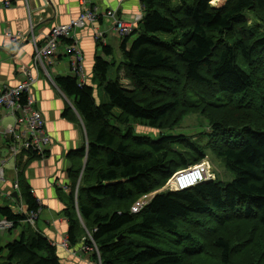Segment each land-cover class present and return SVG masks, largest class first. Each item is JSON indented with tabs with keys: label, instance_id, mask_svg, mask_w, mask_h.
Masks as SVG:
<instances>
[{
	"label": "trees",
	"instance_id": "16d2710c",
	"mask_svg": "<svg viewBox=\"0 0 264 264\" xmlns=\"http://www.w3.org/2000/svg\"><path fill=\"white\" fill-rule=\"evenodd\" d=\"M214 1L143 0L142 21L122 37L116 77L114 63L96 58L93 80L108 102L97 104L95 88L73 73L56 79L86 132L68 157L69 229L60 243L68 252L88 246L93 264H264V0ZM192 115L204 119L202 131L177 134ZM132 122L158 138L135 135ZM31 155L17 162L21 213L0 207V221L23 228L0 246V264H63L57 244L30 229L38 221L24 223L43 209L25 176ZM209 156L233 181L165 190ZM141 200L149 204L136 214Z\"/></svg>",
	"mask_w": 264,
	"mask_h": 264
},
{
	"label": "crops",
	"instance_id": "0c3cea01",
	"mask_svg": "<svg viewBox=\"0 0 264 264\" xmlns=\"http://www.w3.org/2000/svg\"><path fill=\"white\" fill-rule=\"evenodd\" d=\"M225 1L215 0L213 4L222 5ZM7 2L10 3L9 7L4 5ZM86 3L96 8V12H99L97 15L100 14V17L93 25L89 24L78 29L75 37L84 55L83 67L86 84L95 87L93 71L96 58L101 56L106 61L114 63L112 66L114 67L117 63L115 47L121 49L123 41L115 30V20L104 16L105 12L108 10L116 12L122 20H128L143 13V0H86ZM81 9V0H0V88L4 83L10 87H17L26 78L25 73L28 70L37 75L32 70L35 44L43 45L51 28L55 25L69 23L78 17ZM29 17L35 24H32L35 26L33 29L35 39L27 38L31 33ZM136 28L138 25L134 26V30ZM96 33L104 34L106 46L110 47L112 55L106 56L103 47L99 46L94 36ZM10 34L24 37L23 43H12ZM66 43L59 45L57 55L52 58L51 63L48 62L49 64L46 65L50 76H46V71L43 69L39 72V78L33 75L36 77L32 85L36 107L40 108L45 118L46 129L52 143L45 158L41 159L31 155L32 159L27 166L25 176L35 197L43 204L40 221L37 224L38 231L58 245L59 256L64 258V260L61 258L63 264L74 262L86 264L72 255V252L76 251V256L83 255L84 258L88 256L82 253L81 244L69 252L60 245L67 238L69 229L68 221L62 215L66 207L63 199H68L70 193L68 187L69 153L80 149L86 143V132L81 118L73 108L75 98H68L56 83L57 78L71 75V58L66 53ZM118 56L120 57L119 53ZM103 100L108 101L107 95L103 96ZM68 109L70 113L67 112ZM1 144L0 142V147ZM6 156L7 152L1 148L2 162L5 161ZM5 174L7 181L0 183V207H8L16 213L18 205L9 198L13 196L9 193L12 190L9 189L11 181L15 178L14 163L10 168L6 167ZM22 229L18 227L17 232L0 231V246L4 247L17 239Z\"/></svg>",
	"mask_w": 264,
	"mask_h": 264
},
{
	"label": "built area",
	"instance_id": "2783aa9c",
	"mask_svg": "<svg viewBox=\"0 0 264 264\" xmlns=\"http://www.w3.org/2000/svg\"><path fill=\"white\" fill-rule=\"evenodd\" d=\"M84 9H89L88 5L83 6ZM84 15L80 21L81 22H72L71 25H58L52 30L51 33L47 36L44 41V46L39 45L36 47V59L35 65H42V59L40 58L41 52L44 53L45 60L43 65L45 67L49 62V59H52L57 55V50L59 45H61L63 40H67L72 33L70 44L66 45V53L72 57L71 61V73L78 77L80 84L86 83V74L84 73L83 61L84 56L79 49L78 42L75 39V32L78 29L86 27L89 23L93 25L97 21V13ZM96 12V10L94 11ZM109 15H114L111 17L115 21V29L119 32L122 37H126L127 34H131L136 23L142 21V15L133 16L134 20L132 24L125 22L124 20H119L115 12L109 11ZM132 18V19H133ZM90 21V22H87ZM118 26V27H117ZM65 29V30H64ZM60 30V31H59ZM67 35H63L61 32H66ZM126 34H123V32ZM60 32V33H59ZM102 34V33H101ZM12 35V34H10ZM128 35V36H129ZM68 37V38H66ZM18 39H13V42H16ZM74 44L78 46H74ZM78 47V48H77ZM48 51V53H45ZM74 51V52H73ZM40 72V71H39ZM31 70H28L25 73L26 78L22 81L18 87H10L9 85H4L0 88V142L1 147L5 148L7 151V156L9 160L2 162L0 159V183L6 181V163L13 161L23 155L25 152H31L38 156L45 157L47 147L52 143L51 137L46 129V121L40 110L36 107V100L33 96L32 85L36 81ZM38 73V71H37ZM29 74V75H28ZM39 78V73L37 75ZM8 121V123H7ZM47 148V149H46ZM213 176L209 171V165L207 163H202L184 170H181L175 174L171 181L168 182L165 190L171 191H181L193 187L199 183L206 182L208 180H214ZM1 191V190H0ZM11 195L16 196L9 197L13 202H21L22 196L19 192V183L16 181L13 183V190ZM8 196V195H5ZM10 196V195H9ZM151 201V200H150ZM149 204L147 200H141L136 203L133 207L134 213L141 212L145 206ZM22 209L18 208L16 214L21 213ZM28 220H24V223L33 224L37 220L39 214H29L27 215ZM15 222L8 221L7 219L0 221V231H16L14 228ZM34 225V224H33ZM64 247H67L66 244H63ZM92 249L88 246H83L82 251L87 253Z\"/></svg>",
	"mask_w": 264,
	"mask_h": 264
},
{
	"label": "rangeland",
	"instance_id": "374dc122",
	"mask_svg": "<svg viewBox=\"0 0 264 264\" xmlns=\"http://www.w3.org/2000/svg\"><path fill=\"white\" fill-rule=\"evenodd\" d=\"M51 3V2H50ZM81 4H82V9L80 10V13H79V15H78V17H76V18H74L73 20H71L69 23H67V24H62V25H71L72 24V22H74V21H76V22H81L80 21V19L84 16V15H89V14H91V10L93 11L92 13H99V12H94L95 11V9L96 8H94L93 6H91V5H88L87 3H86V0H81ZM4 5H6V7H9L10 6V3L9 2H7V3H5ZM85 5H88L89 6V9L87 10V9H84L85 7H83V6H85ZM221 4L219 3V4H217L216 6H220ZM97 10V9H96ZM109 10L107 11V12H105V14H104V16H108L109 14ZM31 16V15H30ZM99 17H100V14L98 15V19H99ZM108 17H114V15L112 16V15H109ZM119 20H122V18H120V16H119V14H117V16H116ZM30 18V17H29ZM112 19V18H111ZM124 20V19H123ZM133 20H134V18L132 19V18H130V19H128V20H124L125 22H127V23H129V24H132L133 23ZM87 22H90V21H87ZM32 24H34V22H33V19H31L30 18V34H29V36L27 37L28 39H30V38H33V39H35V34H34V25L32 26ZM90 24V23H89ZM88 24V25H89ZM59 25H61V24H59ZM91 25V24H90ZM56 26H58V25H55L53 28H51V30H50V32H49V34L51 33V31L53 30L54 31V28H56ZM118 27V26H117ZM65 30V29H64ZM116 30V29H115ZM60 31V30H59ZM66 32V31H65ZM117 32V31H116ZM123 32V34H126V32H124V31H122ZM60 33V32H59ZM63 35H67L68 33L66 32V33H64V32H61ZM48 34V35H49ZM117 34H118V36H120L121 38H122V35L119 33V32H117ZM47 35V36H48ZM129 34H127L126 35V37L128 36ZM94 36H95V38H96V40H97V42H98V44H99V46L101 45L102 47H106V40H105V38H104V34L102 33H96V34H94ZM9 37H10V40L13 42V39H18L16 42H14V43H23V39H24V37L22 38L21 36H19V35H9ZM72 37V33H70V37L68 38V37H66V38H68V41H70L71 42V40H69L70 38ZM75 37V36H74ZM26 38V39H27ZM47 38V37H46ZM75 39H76V41L78 42V39L75 37ZM123 39V38H122ZM39 46V44H35V50H34V56H33V69L32 70H34L35 72H36V74L38 75V73H39V71H41L42 69L44 70V71H46L45 72V75L46 76H50V73H49V71H48V69H47V67H45V64L43 65V61L45 60V55H44V53L43 52H41V55H40V58L42 59V65L41 64H39V65H35V59H36V54H35V51H36V47H38ZM42 46H44V45H41V47ZM74 46H78V45H76V44H74ZM78 48V47H77ZM79 49L81 50V52H82V49L79 47ZM74 52V51H73ZM45 53H48V51H45ZM118 53H119V55H120V57L118 56ZM82 54H83V52H82ZM115 55H116V60H117V63L115 64V66L114 67H112V68H110V73H109V75H110V78H115L116 77V73H117V68H118V66H119V64L123 61V55H122V51H121V49H120V47H115ZM84 56V55H83ZM69 57L71 58V61H72V57L69 55ZM52 60L53 59H49V63H51L52 62ZM48 63V64H49ZM37 71H38V73H37ZM85 73V72H84ZM32 75H34V73H31ZM29 75V74H28ZM37 75H34V76H37ZM95 81V98H96V101H97V104H100V103H105L104 102V100H103V96L105 95V91H104V89L102 88V87H100V86H98V82L96 81V80H94ZM123 84H128V82L129 81H127V80H125V79H123ZM6 86V85H8V84H3L2 86H1V88L3 87V86ZM18 87V86H17ZM36 100V99H35ZM108 100H109V97H108ZM106 102H108V101H106ZM258 105H263L262 103H261V101H260V99L258 100ZM73 106H74V103H73ZM73 106H71V107H73ZM264 106V105H263ZM73 108H75V107H73ZM116 112L118 113L119 112V110H116ZM7 123H8V121H7ZM202 124H204V119L203 118H201V117H199V115H192L191 117H188V118H186L184 121H183V123H182V128L181 129H179V130H177V134H186V135H188V136H195V135H198L199 134V132H201L202 131ZM132 128H133V133L135 134V135H138V136H151V137H154V138H158V136H159V130H157V129H154V128H152V127H149V126H147V125H143V124H141V123H134V122H132V126H131ZM123 129H124V127H123ZM193 138H196V137H193ZM0 139H1V134H0ZM48 149L50 148V146L49 147H47ZM46 148V149H47ZM48 149H47V151H48ZM47 151H46V153H45V156H46V154H47ZM37 157H39V158H45V157H42V156H38L37 155ZM4 160H9V157H5L4 158ZM207 162H205V163H207L208 165H209V171H210V173L213 175V176H215V179H216V177L218 176L222 181H224L225 183H229V182H231V181H233V179L236 177V175H235V173L233 172V171H231L226 165H225V163H224V161L223 160H221V159H217V158H214V157H212V156H209L207 159ZM17 162H18V156L16 157V159H15V163H14V171H15V178H13V180L11 181V186H10V189L9 190H13V183L16 181V179H17V181H18V176H19V169H18V166H17ZM12 164H13V161L11 160V161H9L8 162V164L6 165V167L8 166L9 168L12 166ZM5 167V168H6ZM7 181V180H6ZM25 207L26 208H28L27 207V205L25 204ZM64 217V216H63ZM65 218V217H64ZM63 218V219H64ZM37 221L39 222L40 221V216H38V218H37ZM38 222H37V224H38ZM30 229H32V230H34V231H38V228H37V226H35V227H30ZM88 237V236H87ZM86 238V237H85ZM84 238V239H85ZM65 241H66V238L64 239ZM83 245V244H82ZM81 245V251H82V246ZM58 246V245H57ZM59 248V247H58ZM59 252V251H58ZM82 253L83 254H87V253H85V252H83L82 251ZM59 254V253H58ZM88 255V254H87ZM83 256V255H82ZM82 256H76L75 255V252H74V257H76V258H79L78 260L80 261V262H85L86 264H93L91 261H92V257H90V255H88V256H86V258H84V257H82ZM61 258H62V256H61ZM60 258V259H61ZM63 260H64V258H62ZM61 259V260H62ZM86 260H89V262L88 261H86ZM73 264H78V263H73Z\"/></svg>",
	"mask_w": 264,
	"mask_h": 264
},
{
	"label": "bare ground",
	"instance_id": "6f19581e",
	"mask_svg": "<svg viewBox=\"0 0 264 264\" xmlns=\"http://www.w3.org/2000/svg\"><path fill=\"white\" fill-rule=\"evenodd\" d=\"M116 13V12H115ZM109 16V15H108ZM115 84V83H114ZM137 99V98H136ZM229 103V102H228ZM209 105V104H208ZM75 107V106H74ZM225 108V107H224ZM76 109V108H75ZM203 109V108H202ZM215 109V108H214ZM222 111V110H221ZM86 128V127H85ZM29 211V210H28ZM34 227V226H33ZM14 232V231H13ZM17 232V231H16ZM19 237V236H18ZM69 241V240H68ZM77 247V246H76ZM157 249V247H156ZM76 252V251H75Z\"/></svg>",
	"mask_w": 264,
	"mask_h": 264
},
{
	"label": "water",
	"instance_id": "95a60500",
	"mask_svg": "<svg viewBox=\"0 0 264 264\" xmlns=\"http://www.w3.org/2000/svg\"><path fill=\"white\" fill-rule=\"evenodd\" d=\"M0 150H1V148H0ZM85 164H86V162H85ZM14 196H16V193L14 194Z\"/></svg>",
	"mask_w": 264,
	"mask_h": 264
}]
</instances>
